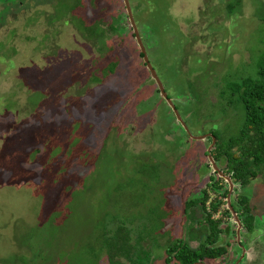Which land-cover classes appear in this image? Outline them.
<instances>
[{
  "label": "rangeland",
  "instance_id": "obj_1",
  "mask_svg": "<svg viewBox=\"0 0 264 264\" xmlns=\"http://www.w3.org/2000/svg\"><path fill=\"white\" fill-rule=\"evenodd\" d=\"M60 1L0 0V264H115L100 233L121 222L145 264H168V245L207 225L199 205L190 215L183 207L211 180L210 132L227 140L244 123L245 111L220 93L227 78L256 71L264 0H243L232 16L227 0H130L189 127L182 139L123 0H83L108 30L105 42L84 37L64 12L55 21ZM238 186L231 200L240 191L256 206L247 253L264 261L263 178Z\"/></svg>",
  "mask_w": 264,
  "mask_h": 264
},
{
  "label": "trees",
  "instance_id": "obj_2",
  "mask_svg": "<svg viewBox=\"0 0 264 264\" xmlns=\"http://www.w3.org/2000/svg\"><path fill=\"white\" fill-rule=\"evenodd\" d=\"M123 3L125 4V0ZM242 3L243 0H227V14L232 16ZM60 12H64L62 14L70 17V20L82 31L84 37L105 42L108 30L101 25L100 20L94 22L90 20L87 5L83 0H75L73 3H68L65 0L60 1L57 10L58 16L55 21L61 17ZM66 23H69V20H66ZM133 35H135L134 31ZM140 52L144 55L142 50ZM110 63L101 68L103 74L109 70H114L116 62ZM256 64L257 68L254 74L239 79L227 78V87L225 90L222 89L220 93L222 98L228 100V105H238L245 111V120L238 134L229 137L227 140H221L220 133L213 130L217 141L211 151H206L210 172L213 171L209 158L210 153H212L217 163L225 164L223 167L225 173H228L234 182L241 184L242 188H246L253 179L258 177H262L264 181V52L261 53ZM103 74L94 72L92 76L94 79L100 80ZM208 177L212 181L208 182V187L203 189L204 196L187 200L183 210L187 215H190L191 211L189 210H192L195 204L202 206V220L209 224V235L202 232L201 236L197 237L200 239V243L195 248L182 238L172 241L166 249V261L169 264L173 262L194 264L205 261L208 257L221 255L226 249L225 245L218 243L219 231L222 229L218 227L220 219L217 220L214 217H221L217 215V212L229 203L227 200L228 189H225L229 181H226L225 176L223 177L217 171L216 174L212 173ZM210 199L211 201H209ZM208 202L210 203L208 204ZM231 203L235 208L234 210L244 217L245 225L252 229V216L256 206L252 204L250 197L239 191L237 199L231 200ZM229 209V207L224 209L222 213H230ZM202 220H198V222ZM118 225L114 229L105 226L100 233V236L104 237L101 246L107 250L108 258L115 264H123L119 258L121 255L131 258V261L137 264H145L146 257L142 258L143 253L139 252V247L134 250L137 243H133L132 237L126 230L125 222ZM189 233L191 234V232Z\"/></svg>",
  "mask_w": 264,
  "mask_h": 264
},
{
  "label": "flooded vegetation",
  "instance_id": "obj_3",
  "mask_svg": "<svg viewBox=\"0 0 264 264\" xmlns=\"http://www.w3.org/2000/svg\"><path fill=\"white\" fill-rule=\"evenodd\" d=\"M131 2V1H130ZM126 5V4H125ZM132 5V4H131ZM127 8V7H126ZM132 8H133V6H132ZM128 16H129V19H130V15L128 14ZM130 23H131V26L133 27V25H132V22H131V19H130ZM136 23H137V21H136ZM137 26H138V24H137ZM138 28H139V26H138ZM133 30H134V27H133ZM139 32H140V35H141V37H142V39H143V36H142V34H141V31H140V29H139ZM135 33V32H134ZM135 36H136V33H135ZM143 42H144V40H143ZM145 44V43H144ZM146 62V61H145ZM148 66V65H147ZM149 68V67H148ZM150 70V69H149ZM151 72V71H150ZM152 74V73H151ZM153 78V77H152ZM154 79V78H153ZM155 80V79H154ZM156 81V80H155ZM156 83H157V81H156ZM156 88H157V92L160 94L161 92H160V90H159V88H158V83H157V85H156ZM163 88H164V84H163ZM164 90H165V88H164ZM166 91V90H165ZM160 96H161V94H160ZM167 96H168V94H167ZM162 97V96H161ZM163 98V97H162ZM166 101V100H165ZM173 101V100H172ZM168 104V103H167ZM175 107H176V105H175ZM177 109V108H176ZM171 114H173L174 115V118L176 119V121H177V123H178V129H177V132H179V134H178V137H180L181 139H182V137L184 136V134L182 133V131L181 130H185L186 132H189V127H188V125H187V123H186V121L184 120V118H183V120H184V122L186 123V126H187V129H186V127L181 123V122H178V120H177V116H176V114L171 110ZM182 116V115H181ZM211 133H213L212 131L210 132V134ZM210 134H208V135H210ZM208 135H206L207 137H208ZM204 140V139H203ZM209 143L208 144H210L211 145V141H212V136L210 135V137H209ZM210 147V146H209ZM218 163H220V162H218ZM221 164V163H220ZM221 170H223L222 168H220ZM216 171L217 172H219L220 173V171L219 170H217V169H214L213 170V173H215L216 174ZM223 172L225 173V171L223 170ZM225 174H227L228 175V173H225ZM220 175H221V173H220ZM223 176V175H222ZM224 177V176H223ZM210 181H212V180H210ZM209 181V182H210ZM228 184V183H227ZM238 184L239 183H237V182H234L233 181V186H234V188H233V190L235 189V190H238V188H239V186H238ZM229 186L227 187V189H228V194H227V200H228V195H229V193H231L232 194V191L233 190H230V183L228 184ZM240 186H241V184H239ZM208 187V183H205V185L203 186V188H202V190H201V195H198L197 196V194L196 193H194V194H192L191 195V192H192V190H190V193H189V195H190V197H189V199H187V200H190V199H193V198H197V197H200V196H204V193H203V189L204 188H207ZM231 191V192H230ZM237 194L238 193H236V196H235V198H233L232 200H234V199H237ZM209 201H211V199L209 200ZM229 202V201H228ZM210 202H208V204H209ZM185 206V205H184ZM198 205H194L193 206V208L194 207H197ZM200 206V205H199ZM201 208H202V206H200ZM230 208L229 210H230V213H226V214H224V213H222V211L224 210V209H226V208ZM184 208V207H183ZM200 208V209H201ZM235 208H234V206H233V209L229 206V203H227L222 209H220L218 212H217V215H220L221 217H214L215 219H220L219 220V224H218V227H221V229L222 230H220L219 231V239H218V243L220 244V245H225L226 246V249H225V251H224V253L223 254H221V255H216L215 257H208V258H206V260L205 261H200V262H196V263H194V264H207V261H214L215 263L214 264H255L254 262H257V261H259L256 257H254V256H250L248 253H247V249L249 248V244H250V242L252 241V240H255V238L257 237L255 234H254V230H255V226H256V224H253L252 225V229H249L246 225H245V223H244V217H242V215H239L238 214V212L236 211V210H234ZM234 210V211H233ZM228 218V217H233V224L232 225H226V226H223L222 225V222L226 219V218ZM205 224H207L206 226H204L203 227V230H202V232L203 233H205L206 235L208 234L209 235V233H208V231H209V224H208V222H205ZM242 225H243V227H244V229L242 228ZM200 227L198 226V228L196 229V230H198ZM246 229V230H245ZM223 232H225L227 235H224V236H222V234L221 233H223ZM246 232H248V233H250L251 235L247 238V236L245 237V233ZM231 234V235H230ZM203 235V234H202ZM253 235V236H252ZM199 236H201V235H199ZM188 238V239H187ZM192 238H194L195 240H198V241H200V239H197V237H195V236H193V235H189L188 237H186V239L188 240L187 242L191 245V247H197V245L196 246H193L192 245ZM199 245V244H198ZM166 257H167V252H166ZM166 257H165V260H166ZM244 259H246V260H244ZM217 260V261H216ZM167 262V261H166ZM260 262V264H264V261L262 260V261H259ZM169 264V263H168ZM210 264V263H209Z\"/></svg>",
  "mask_w": 264,
  "mask_h": 264
},
{
  "label": "water",
  "instance_id": "obj_4",
  "mask_svg": "<svg viewBox=\"0 0 264 264\" xmlns=\"http://www.w3.org/2000/svg\"><path fill=\"white\" fill-rule=\"evenodd\" d=\"M125 4H126V7H127L128 14L130 15V19H131L132 25L134 27V32L136 33V37H137L138 43H139V45L141 47L142 52L144 53V60L146 61V64L148 65V67H149V69H150V71L152 73V77L158 83V88H159V90L161 92L160 94L166 100V102L168 103V105L171 108V110L176 114L178 122H181L187 129L186 123L184 122L181 114L176 109L174 102L172 101L171 98H169L167 96V92L163 88V82H162L161 78L159 77V75L157 73V70L154 68L153 63L151 62V60L149 58L146 46H145V44L143 42V39H142V37L140 35V32H139V28H138L137 23H136V19H135V16H134V12H133V8H132L130 0H125ZM211 135L213 137V140H212V143H211L210 147L208 148L209 151H211V148L214 146L215 142L217 141V137L213 133H211ZM206 137L207 136L204 135V136H197L196 138L205 139ZM209 156H210L209 158H210L211 164L213 166V170L214 169L219 170L221 175L225 176L226 180L229 181L230 190H233L234 186H233L232 177L230 175L225 174L223 172V170L220 169V167H219L218 163L216 162L215 157L213 156L212 153H210ZM228 201H229V206L233 209V205L231 203V193H229V195H228Z\"/></svg>",
  "mask_w": 264,
  "mask_h": 264
}]
</instances>
